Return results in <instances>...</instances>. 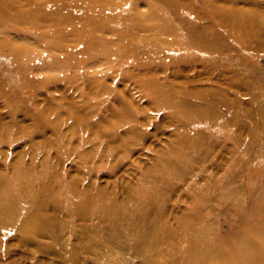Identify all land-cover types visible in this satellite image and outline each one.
<instances>
[{"label": "rangeland", "instance_id": "374dc122", "mask_svg": "<svg viewBox=\"0 0 264 264\" xmlns=\"http://www.w3.org/2000/svg\"><path fill=\"white\" fill-rule=\"evenodd\" d=\"M22 178L0 264H232L264 232V0H0Z\"/></svg>", "mask_w": 264, "mask_h": 264}, {"label": "bare ground", "instance_id": "6f19581e", "mask_svg": "<svg viewBox=\"0 0 264 264\" xmlns=\"http://www.w3.org/2000/svg\"><path fill=\"white\" fill-rule=\"evenodd\" d=\"M238 12L239 11L236 10L235 12L230 13L228 16L231 17V20L233 17L236 16L241 18L242 15L239 16ZM249 17H252L253 19L256 18L253 15H249ZM241 29L243 28L241 27ZM12 184H14V181H6L3 185L0 186V212L3 210H5L6 212H10L11 210L10 204L14 201L16 191L25 189L26 181L24 180V178H22L20 180H17L13 186ZM139 193L142 197H147V199H151L156 195L149 186L142 187ZM77 203L83 206V205H87L88 201L85 197L81 196L79 197ZM123 212L125 213L124 214L125 216L129 213L128 210H124ZM129 216L131 218L135 217L134 214H130ZM119 218H118L119 221L122 220ZM27 221L32 227H34V225L36 224V217L27 216L24 219L25 225L27 224ZM252 233L254 238L256 239L255 241L256 246H254L255 244L253 246L251 245V239H246L242 245V248L249 249L248 255H244L242 253V248H241V253L240 252L235 253V250H233L234 251L233 255L235 254L236 256L235 258L232 259L231 261L232 264H254L253 260L249 258V255L253 253H256V255L253 258L258 259L260 264H264V232L259 229H256L255 231H252ZM208 257L211 258L210 264H214L220 262L221 260L220 257L222 256H220L219 254L216 255V253H210V255L208 254Z\"/></svg>", "mask_w": 264, "mask_h": 264}]
</instances>
